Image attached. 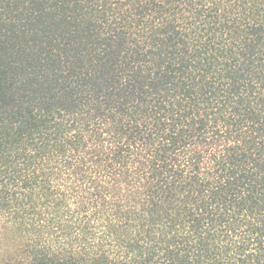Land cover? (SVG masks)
I'll return each mask as SVG.
<instances>
[{
	"label": "trees",
	"instance_id": "trees-1",
	"mask_svg": "<svg viewBox=\"0 0 264 264\" xmlns=\"http://www.w3.org/2000/svg\"><path fill=\"white\" fill-rule=\"evenodd\" d=\"M0 264H264V0H0Z\"/></svg>",
	"mask_w": 264,
	"mask_h": 264
}]
</instances>
